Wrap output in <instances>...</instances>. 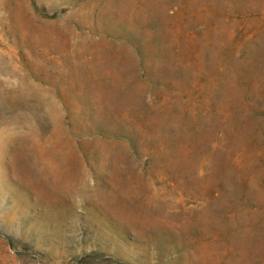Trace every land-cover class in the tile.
Wrapping results in <instances>:
<instances>
[{"label": "rangeland", "instance_id": "1", "mask_svg": "<svg viewBox=\"0 0 264 264\" xmlns=\"http://www.w3.org/2000/svg\"><path fill=\"white\" fill-rule=\"evenodd\" d=\"M0 264H264V0H0Z\"/></svg>", "mask_w": 264, "mask_h": 264}]
</instances>
